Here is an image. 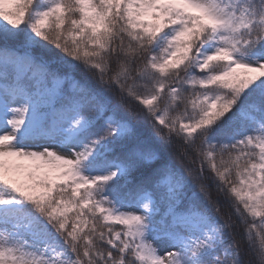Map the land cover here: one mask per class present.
<instances>
[{
	"label": "snow or ice",
	"instance_id": "snow-or-ice-1",
	"mask_svg": "<svg viewBox=\"0 0 264 264\" xmlns=\"http://www.w3.org/2000/svg\"><path fill=\"white\" fill-rule=\"evenodd\" d=\"M0 264H264V0H0Z\"/></svg>",
	"mask_w": 264,
	"mask_h": 264
},
{
	"label": "trees",
	"instance_id": "trees-1",
	"mask_svg": "<svg viewBox=\"0 0 264 264\" xmlns=\"http://www.w3.org/2000/svg\"><path fill=\"white\" fill-rule=\"evenodd\" d=\"M215 195V194H214Z\"/></svg>",
	"mask_w": 264,
	"mask_h": 264
}]
</instances>
